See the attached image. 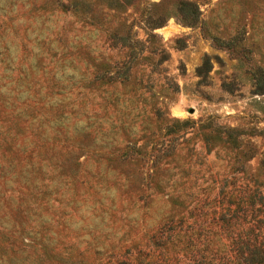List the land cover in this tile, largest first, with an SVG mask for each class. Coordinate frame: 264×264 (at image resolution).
Wrapping results in <instances>:
<instances>
[{"label":"rangeland","instance_id":"1","mask_svg":"<svg viewBox=\"0 0 264 264\" xmlns=\"http://www.w3.org/2000/svg\"><path fill=\"white\" fill-rule=\"evenodd\" d=\"M0 0V264L264 262V0Z\"/></svg>","mask_w":264,"mask_h":264},{"label":"trees","instance_id":"2","mask_svg":"<svg viewBox=\"0 0 264 264\" xmlns=\"http://www.w3.org/2000/svg\"><path fill=\"white\" fill-rule=\"evenodd\" d=\"M179 9L182 18L186 19L187 21L195 20L199 15V7L191 0H180ZM259 90L264 91V85L260 83ZM263 258V255H258L256 250H253L250 256H247V261L249 264H257V262ZM123 264H128L124 261H121ZM132 264V263H131ZM261 264H264L261 263Z\"/></svg>","mask_w":264,"mask_h":264}]
</instances>
